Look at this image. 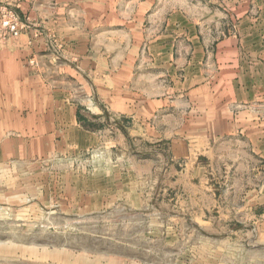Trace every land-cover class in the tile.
<instances>
[{"label":"crops","instance_id":"crops-1","mask_svg":"<svg viewBox=\"0 0 264 264\" xmlns=\"http://www.w3.org/2000/svg\"><path fill=\"white\" fill-rule=\"evenodd\" d=\"M180 2L161 20L160 32L149 36L136 15L121 17L118 0L112 1L108 12L87 13L79 21L62 17L65 10L56 6V0L54 7L47 5V0L35 2L30 11L34 25L56 33L64 45L61 51L48 55V79L38 73L34 82L40 88H35L27 101L33 140L45 141L48 150L69 152L96 146L124 148L131 137L161 142L173 170L161 199L170 209L177 208L178 213L187 210L192 216L205 195L200 190L201 161L212 165L222 157V150L228 151L231 166L240 168L239 174L232 170V176L243 181L240 191L231 190L236 203L228 211L246 217L250 214L263 222L264 112L259 110L263 103L258 104L263 97L259 98L257 91L249 92L264 84V0H224L217 6L211 0ZM149 5L145 1L139 6L147 13ZM222 11L228 18L219 21L216 15ZM18 37L27 42L31 38V51L44 62L43 38L35 29ZM237 39L243 44L242 51L253 56L250 64H234L226 57L221 64L206 59L236 54L233 43ZM21 44L11 50H22ZM0 50L3 52L4 46ZM238 67L241 78L233 73ZM0 76L6 80L4 85L25 83L19 74L4 75V62L0 63ZM42 85L49 88L48 94L41 93ZM23 95L15 101L19 111L16 132L24 137V114L30 116L23 113L27 108ZM252 102L257 105L256 112L236 110L241 103ZM242 116L253 120L252 126L242 127L238 123ZM247 145H251V156L244 153ZM249 175L248 182L245 178ZM93 179L100 185L83 186L86 194L138 197L136 176L99 174ZM145 179L148 182V176ZM105 183L109 186L101 185ZM215 194L209 192L213 210L222 207Z\"/></svg>","mask_w":264,"mask_h":264},{"label":"rangeland","instance_id":"rangeland-1","mask_svg":"<svg viewBox=\"0 0 264 264\" xmlns=\"http://www.w3.org/2000/svg\"><path fill=\"white\" fill-rule=\"evenodd\" d=\"M37 1L0 0V5H8L26 22L20 35L35 29L45 47L41 52L44 62H40L38 53L31 51V38L27 42L19 37H0V48L4 46V51L0 50L4 75L19 74L20 81L25 82L23 86L20 82L4 85L5 78L1 80L0 76V264H264V221L228 211L236 203L231 190L240 191L243 182L232 176V170L239 174L240 168L231 166L233 159L230 160L228 151L222 150V157L212 165L201 161L200 190L205 195L199 200L196 216H192L187 210L178 213L177 208L170 209L161 199L173 171L161 142L131 137L124 148L96 146L84 152L51 151L45 141L34 142L33 128L28 126L33 122L32 111L27 101L33 90L40 88L34 82L38 73L43 80L48 79V55L61 51L64 45L56 33L34 25L30 11ZM56 1V6L65 10L62 17L79 21L87 13L108 12L115 0ZM145 1L146 6L151 4L147 13L139 6H144ZM180 1L184 0H118L117 9L122 18L136 15L140 20L137 23L149 36L160 32L161 20L169 16L173 7L182 4ZM211 1L217 6L224 0ZM54 3L55 0H47L46 4L54 7ZM216 16L219 21L228 18L224 11ZM216 26L219 29V24ZM20 43L22 50H11ZM242 45L237 39L233 43L236 54L206 59L221 64L226 57L234 64H250L253 56L242 51ZM237 69L234 76L241 78L242 72ZM48 89L42 85L41 93L48 94ZM255 91L259 98L263 97L258 104L263 103L259 110L264 112V84L256 86L250 95ZM20 95L26 100L23 113L29 112L30 116L24 114V137L16 132L19 111L15 98ZM236 110L256 112L257 105L241 103ZM252 121L242 116L238 123L250 127ZM251 152L249 145L244 153L251 156ZM114 173L137 177V198L124 194L113 199L108 194L83 192V186L100 185L93 177ZM88 176L87 182H82ZM245 179L249 182L251 176ZM209 192H216L221 208L213 210Z\"/></svg>","mask_w":264,"mask_h":264},{"label":"built area","instance_id":"built-area-1","mask_svg":"<svg viewBox=\"0 0 264 264\" xmlns=\"http://www.w3.org/2000/svg\"><path fill=\"white\" fill-rule=\"evenodd\" d=\"M26 27V22L22 21L17 13L8 5H0V37H18Z\"/></svg>","mask_w":264,"mask_h":264}]
</instances>
